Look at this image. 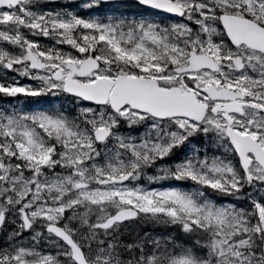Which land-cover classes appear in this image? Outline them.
I'll return each instance as SVG.
<instances>
[{
    "label": "rangeland",
    "instance_id": "1",
    "mask_svg": "<svg viewBox=\"0 0 264 264\" xmlns=\"http://www.w3.org/2000/svg\"><path fill=\"white\" fill-rule=\"evenodd\" d=\"M49 2V9H44L42 12V17L46 19V21H40V12L38 11V18L33 22L34 27L38 29H47L52 32V35H55L59 30H65L66 32L70 29H74L80 24L83 23V28L86 27V22L81 21L80 17L77 15L81 7L72 9L69 7L70 0H61L64 6L56 8L53 5V0H47ZM182 3L187 6H192L196 4V2H200L197 0H180ZM204 2L203 0H201ZM252 0H213L218 5L230 6V7H238L243 4H252ZM83 7L89 8L91 2L81 3ZM200 4V3H199ZM256 6L264 8V0H260V2L256 3ZM5 18H9V14H5ZM204 21H202V24ZM151 27V26H150ZM121 32H118L115 27H110L108 33L113 37L114 42L116 44L122 43V47L124 49L129 50L130 55L127 56L126 60L117 59L114 61L115 64H122L124 66L128 64H133L129 62L130 57H138V56H151L154 59H159L163 52H166L163 49L164 39L159 36L156 31H152L149 29L146 30H136V29H124L120 27ZM72 31V30H71ZM199 31L202 33H210L216 34L218 28L214 25H202L199 28ZM59 40V39H57ZM192 47L194 49H200L202 52L211 54L209 47L210 42L206 38H202L200 36H195L191 41ZM155 45V46H153ZM167 50H171V47L165 46ZM94 46L90 48H83L80 51V55L75 59V62L79 63L84 58L89 55H94ZM169 55V54H168ZM170 56H172L170 54ZM245 56H247V60L252 62V64H256L257 62L261 65H264V60H262L258 55L253 53L245 52ZM101 57V56H100ZM99 57V58H100ZM102 58V57H101ZM100 58V59H101ZM104 60V59H102ZM66 62V61H64ZM64 62H62L64 64ZM104 65L101 69L89 77L87 80H92L98 76H114L118 72H122L123 70L115 71V66L113 64H109L106 60L103 61ZM54 64L49 61V70L51 68H55L56 66H62L63 64ZM223 73V72H222ZM160 78V75L158 76ZM193 77V76H192ZM199 83L202 85L203 83H208L209 81H216L218 78L208 72H204L201 75H196ZM63 88L62 82H55L52 79V76L49 73V89L55 93ZM17 90V88H16ZM117 117H123L128 123H140L144 120L146 121L147 117L144 114L133 111L129 108H125L121 113L116 114ZM102 125L107 127L116 126V116L108 112V110H103L101 114ZM25 124V122H24ZM50 127L51 133L56 136H60L61 132H66L67 128L63 124V122L59 119L49 118V123H47ZM66 129V130H65ZM10 130L15 131L14 124L10 123ZM180 132V131H178ZM175 133V131H174ZM21 134V133H20ZM25 135L30 136L28 132H24ZM31 137V136H30ZM60 142L61 139L58 138ZM55 152V158H59L63 160V164L66 165V168H70L74 163H78L77 156L90 152L89 148H80L75 150L73 153L65 152L59 150L58 147ZM154 151H160L159 145L156 144L155 147L151 148ZM51 162V160L49 161ZM135 161L126 162L124 160H118L110 165V172H106L103 175H100V170L96 169L95 173L87 174V168H78L76 172V176L72 172L71 174H62V175H49V177L45 178V176H37L35 181L27 180L21 175H16L17 172L15 167L6 166L3 161L0 162V203H3L2 198L4 193H8L13 195L14 193L17 201H21V206L29 210V215L34 223L38 225H46L49 223V219H66L65 226L76 228L80 227L86 223V219L88 218V214L92 211L93 204H104L110 203L113 208H122L127 205H134L135 207L142 210L145 214L150 211L148 204L144 201L143 195L141 192L136 191L135 189H130L127 186H118L112 185L109 187L102 186H93V182H99L104 177L107 176H116L121 173L126 168L130 167L134 164ZM102 166L106 167L105 161H103ZM226 167V166H224ZM217 168L213 169V172H216ZM219 170V168H218ZM258 166L254 167V172H257ZM10 178H8V175ZM11 174V175H10ZM205 178V176H203ZM219 179L220 176L217 175L215 177ZM52 193L54 195H52ZM152 197H164L172 202L178 204L181 209L188 210L190 212H198L199 208L194 205L189 199L183 198L179 196L177 193L173 191V189H159L154 192H150ZM7 201V200H6ZM9 202V201H7ZM217 205V204H216ZM107 206V205H105ZM101 206L100 209L96 210L93 213V218H97L99 225L101 226L106 217L108 216V212L105 210L107 207ZM203 213L206 215L213 217L215 220L219 221L222 224H226L228 228L233 230V226L238 225V219L240 221V215L238 212L231 206L227 207L224 204H220L217 206L210 205L203 209ZM206 211V212H205ZM200 213V211H199ZM14 214H18L13 212L10 213L9 219L10 223L16 222V218ZM18 222V221H17ZM10 224H8L7 229L9 231ZM92 226H94L92 224ZM12 227V226H11ZM92 229L89 227L84 230ZM77 240L84 247L89 246L90 240L88 239L90 234L87 231L82 237ZM247 241V240H246ZM205 243V241H203ZM209 243V242H208ZM215 247H219L221 249V253L229 256L228 254L238 255L239 250H235L234 248H240L242 245L241 241L233 242V238L229 237H220L215 238L213 243ZM114 247H96L97 250L91 253L95 257V261L98 264H133L134 258H125L120 255V252L117 250V247L112 244ZM205 246V245H204ZM203 246V248H204ZM241 253V252H240ZM30 254V253H29ZM43 255H37L36 259H44V261L48 260V257H42ZM31 258V257H30ZM180 259H186L182 257H176ZM223 257L222 259H224ZM20 264H29V258H20ZM134 264H137L135 261Z\"/></svg>",
    "mask_w": 264,
    "mask_h": 264
},
{
    "label": "water",
    "instance_id": "2",
    "mask_svg": "<svg viewBox=\"0 0 264 264\" xmlns=\"http://www.w3.org/2000/svg\"><path fill=\"white\" fill-rule=\"evenodd\" d=\"M240 28L242 29L243 34L250 36L251 29L249 30L247 24L240 25ZM254 28H256V25ZM201 65L202 64L200 62H197L194 68H200ZM72 67L75 66L72 65ZM81 67L82 69L78 71V73L80 75H86L91 70L97 68V61L89 58L81 64ZM72 75L67 81V91H70L75 95L82 96L89 102H107L110 91L113 87L112 81L108 79H99L93 84H81L73 81ZM177 95L178 94L175 92V90L159 89L156 81L154 80L134 79L121 76L118 77L111 94V104L116 110H118L128 103L132 108L149 110L158 116L175 114L196 115L198 111L200 113L204 112V108L198 105L196 102L186 101L187 106H184ZM104 135V129H99L96 132V136L99 139H103ZM134 215L135 214H133L131 210L120 211L114 217L110 218L108 223L110 224L115 221H123L124 219L133 217ZM1 225L2 217H0V226ZM59 234L64 237L67 242L72 243L70 237L64 231L61 230ZM75 257L77 260L83 261L81 252L79 250L75 252Z\"/></svg>",
    "mask_w": 264,
    "mask_h": 264
},
{
    "label": "trees",
    "instance_id": "3",
    "mask_svg": "<svg viewBox=\"0 0 264 264\" xmlns=\"http://www.w3.org/2000/svg\"><path fill=\"white\" fill-rule=\"evenodd\" d=\"M137 8V7H136ZM135 8V9H136ZM92 37H86L84 35V38L79 37V41H82L83 44L89 45L92 43H101L103 49L105 50L106 54H112L115 57L126 60L125 57L121 56L110 44H108L104 39H102V35H99L97 32L90 33ZM82 39V40H81ZM67 46L62 47L61 51L66 52ZM129 62L132 63L131 60ZM68 100H72V98L67 96ZM53 105H57L56 99H53ZM63 115L64 113L61 112ZM65 115L68 116H79V113L75 111L73 108H68L66 110ZM246 203V204H245ZM240 203L241 206L245 208V212H243V221L244 225L246 227H249V231H247L248 235H251L250 241L253 245V249L256 251L255 253V259H262L260 246H261V240L262 236L264 235V221L260 214L258 213V208L255 207L254 203L245 202ZM264 204V203H263ZM143 223V219H142ZM180 224L175 225H168L167 228L160 223L159 219H153L151 222L149 221L148 224H144L141 226V228H137L133 225L128 227L127 232L124 233L125 236H127V241L130 243L135 242V240L139 236H144V234L148 235L150 237L149 241L153 242H160L163 243V237L165 236L166 239L170 242L166 243H173L178 242L181 244H193L200 247L202 244H205L209 237L211 238L213 235L216 234V230H213L212 227H204L202 225H198L197 228L192 229H183L179 227ZM152 234V236L150 235ZM159 235V236H157ZM142 242H146L143 238H141ZM205 241V243L203 242ZM136 249V248H135ZM150 250V248H149ZM253 258V257H252ZM253 258V259H254ZM254 259V260H255ZM0 264H8L7 262H3L0 260Z\"/></svg>",
    "mask_w": 264,
    "mask_h": 264
},
{
    "label": "flooded vegetation",
    "instance_id": "4",
    "mask_svg": "<svg viewBox=\"0 0 264 264\" xmlns=\"http://www.w3.org/2000/svg\"><path fill=\"white\" fill-rule=\"evenodd\" d=\"M215 104V103H214ZM210 105L211 106H213V104L212 103H210ZM246 109V111H245V114H243L242 116H239V117H241V118H236V119H234V121L232 122V126H233V128H235L236 130H238V131H240L241 133H249V131H248V129H247V126L245 125V123H244V117L247 115V113H248V111H251V109L250 108H245ZM252 111H256V113L258 114V115H264L262 112H260L259 110H256V109H254V110H252ZM223 114V113H222ZM252 122H253V120L252 119H249V124L251 125L252 124ZM263 129V127L262 126H259L258 127V130L260 131V130H262ZM250 133H252V132H250Z\"/></svg>",
    "mask_w": 264,
    "mask_h": 264
},
{
    "label": "bare ground",
    "instance_id": "5",
    "mask_svg": "<svg viewBox=\"0 0 264 264\" xmlns=\"http://www.w3.org/2000/svg\"><path fill=\"white\" fill-rule=\"evenodd\" d=\"M77 240V239H76ZM78 241V240H77ZM77 244H79L81 247H83L80 243H79V241H78V243Z\"/></svg>",
    "mask_w": 264,
    "mask_h": 264
}]
</instances>
